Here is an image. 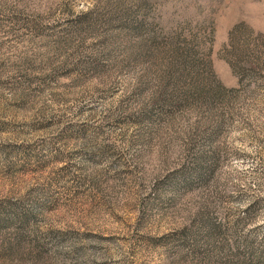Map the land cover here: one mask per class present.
I'll list each match as a JSON object with an SVG mask.
<instances>
[{
	"label": "rangeland",
	"instance_id": "374dc122",
	"mask_svg": "<svg viewBox=\"0 0 264 264\" xmlns=\"http://www.w3.org/2000/svg\"><path fill=\"white\" fill-rule=\"evenodd\" d=\"M0 264H264V0H0Z\"/></svg>",
	"mask_w": 264,
	"mask_h": 264
}]
</instances>
